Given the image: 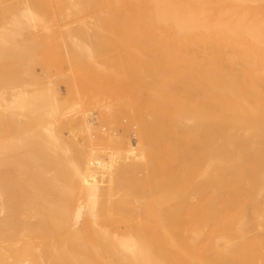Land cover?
I'll use <instances>...</instances> for the list:
<instances>
[{
	"label": "bare ground",
	"instance_id": "6f19581e",
	"mask_svg": "<svg viewBox=\"0 0 264 264\" xmlns=\"http://www.w3.org/2000/svg\"><path fill=\"white\" fill-rule=\"evenodd\" d=\"M74 1L68 64L83 82L134 80L132 104L100 102L128 128L106 130L102 109L97 125L73 87L32 89V45L7 41L0 264H264V0Z\"/></svg>",
	"mask_w": 264,
	"mask_h": 264
},
{
	"label": "rangeland",
	"instance_id": "374dc122",
	"mask_svg": "<svg viewBox=\"0 0 264 264\" xmlns=\"http://www.w3.org/2000/svg\"><path fill=\"white\" fill-rule=\"evenodd\" d=\"M68 1V0H67ZM67 1L66 0H62V2H61V0L59 1V0H46V3H44V1L43 0H39V2H38V4H40V5H42V4H44V5H42L41 6V8H39L38 9V7L37 6H35V5H38V4H30V6L28 5V7H29V9L27 8V10H26V1L25 0H7V3L4 5V7H3V10H0V54H7V51H8V48H7V41H9L10 43H11V41L10 40H12V37L13 36H15V37H17V38H15L13 41H15V42H13V43H18V44H20L22 47H24L25 46V48H27L26 50H28L29 49V47L31 46V48L28 50L29 52H30V54H29V52L28 51H26V53L25 54H23L21 57H24V59H28V61H30L31 62V65L32 64H35V65H37V66H35V65H32V67L30 68V66H29V69L33 72V76L32 77H34L33 79H32V77L30 78V79H32V81H28V82H30L29 84H31L30 85V87L32 88V85H33V88L32 89H34V87L36 86V89H37V86L39 85L40 86V84L42 83V81H45V83H46V80H47V84H48V82H49V84H50V88L51 89H53L52 88V86H54V88L56 89L57 87V89L55 90V89H53V90H55V91H58L59 90V92L63 95V97L65 96H67V95H69V92H70V89H71V94H72V96L75 98V99H79V96H80V98H82V101H83V98L84 99H86V100H84V102L82 103L83 104V107L84 106H86V105H88L89 103H91L90 105H88V106H86V107H84L83 109L84 110H87V112L89 113V112H91V114H92V116H94L96 119H95V121H96V123H97V125H99L100 127H102V120H100V118H102L101 117V113L103 112H101V109L102 110H104V114H107V115H105L106 116V121H105V123L106 122H108L107 124H105V127H106V125H107V128H105L106 130H108L109 129V123H111L112 125H114L115 127H114V129H112V131L113 130H116V132L115 131H113V133L114 134H117V135H120V134H122L123 133V129H122V126H123V123H124V128L125 129H127L128 128V125L126 124L127 123V115L126 114H120L121 112L119 111H117V112H115V115H114V113H111L110 114V111L107 109V108H104L103 106H100L101 104H100V102L101 103H110L113 99V93L114 92H117V103L118 104H120V103H133L134 102V98H135V91H134V80L131 78L130 80H123V81H121V82H114V81H112V80H110V79H106V80H104L105 82V84L104 83H94V82H91V81H88V82H83V80H82V76H81V73H82V71L79 69V71H78V68H75V67H71L70 66V64H68L69 62H68V59H67V56H66V52H65V50H64V46H63V44L62 43H60V41L62 42V40H64V39H68V34L70 35V30H72V26H74L76 23V19L80 16L79 14L80 13H78V15L79 16H77V12L75 13V1L73 0L72 1V5H70L71 4V0H70V4H69V1H68V3H67ZM42 2V3H41ZM58 2V3H57ZM65 2V3H64ZM73 3H74V6H73ZM47 4V5H46ZM39 5V6H40ZM71 6H72V8H73V12H70V11H72V8H71ZM34 8V10L33 9H31V8ZM36 8H37V10H36ZM46 8V11H44V9ZM71 8V9H70ZM42 11H41V10ZM49 9V10H48ZM23 11H24V13H23ZM26 11H27V16H26ZM28 11H29V13H28ZM49 11V12H48ZM65 11V12H64ZM33 12H35V13H33ZM44 12H46V13H44ZM53 12V13H52ZM32 14L33 13V15H35V17L39 20H37V24H35L33 27H30L29 28V26H28V20L25 18V17H27L28 18V14ZM63 13V14H62ZM68 13V14H67ZM51 14V15H50ZM59 14V15H58ZM72 14H75V15H73L72 16ZM84 14L85 13H82V15L84 16ZM25 17H24V16ZM40 15V16H39ZM61 15V16H60ZM81 15V16H82ZM24 18H23V17ZM59 16H60V18H59ZM65 16H66V18H65ZM75 16L77 17V18H75ZM80 16V17H81ZM79 17V19L78 20H80V19H82V18H84V17H86V14H85V16L84 17ZM39 17V18H38ZM43 17V18H42ZM49 17V18H48ZM51 17V18H50ZM57 17V18H56ZM73 17V18H72ZM48 18V19H47ZM62 18H65V19H62ZM75 18V19H74ZM68 19V20H67ZM17 20H18V22L20 23V24H18L17 23ZM19 20H21V21H19ZM43 20H44V22H43ZM62 20H64L63 22H60V21H62ZM23 21V22H22ZM56 23H55V22ZM75 21V22H74ZM24 22H25V24H24ZM39 22V23H38ZM74 22V23H73ZM17 23V24H16ZM44 23H48V25L50 24V28H47V27H44L45 26V24ZM18 25V26H15V25ZM73 24V25H72ZM21 25V26H20ZM24 27H23V26ZM67 25V26H66ZM70 25V26H69ZM28 27V28H27ZM39 27H40V29H39ZM68 27H72V28H68ZM22 28V29H21ZM36 28V29H35ZM38 28V29H37ZM19 29H20V31H19ZM25 31H24V30ZM60 29H61V31H60ZM68 29V30H67ZM70 31V32H66V31ZM49 31V32H48ZM19 33V34H13V33ZM46 32H48V33H46ZM13 34V35H12ZM28 34V35H27ZM35 34H36V36H35ZM43 34V35H42ZM45 34V35H44ZM50 36H49V35ZM18 35V36H17ZM19 35H21V36H19ZM30 35H31V37H30ZM47 35V36H46ZM65 35V36H64ZM68 36V37H67ZM37 37H39V38H37ZM48 37V38H47ZM51 37V38H50ZM65 37V38H64ZM34 38L36 39V40H34ZM26 39V40H25ZM57 40V41H59V43H54V42H50L49 43V46H51L52 47V50L50 49L49 51H47V50H45V49H47V47H46V42L47 41H49V40ZM31 40V41H30ZM34 40V41H33ZM42 40V42H40ZM23 43H22V42ZM24 41H26V44L24 45ZM33 41V42H32ZM37 41H39V42H37ZM44 41V42H43ZM21 42V43H20ZM41 43V44H40ZM29 44V45H28ZM34 44V45H33ZM37 44H40V46H42V47H39V45L37 46ZM44 44V45H43ZM28 46V47H27ZM33 46H37V48H38V50H37V48L36 47H33ZM55 46H58V48H56ZM33 47V48H32ZM61 48V50H60V48ZM44 48V49H43ZM63 48V49H62ZM39 49H41L40 51H39ZM35 52H34V51ZM63 50H64V52H63ZM32 51V52H31ZM34 53H35V56L37 55V54H39L38 56H36V57H38L37 58V60L36 59H34L35 57H33L34 56ZM41 53V54H40ZM110 54H112V52H109ZM27 54L28 55H30V57H28L27 56ZM33 54V55H32ZM61 54H62V56H61ZM24 55H26L27 57H25ZM43 55H44V57H43ZM64 55V56H63ZM2 56V55H1ZM49 56V57H48ZM21 57H20V59H21ZM63 57V58H62ZM40 58V59H39ZM45 58V59H44ZM19 58H18V61L19 62H21L22 63V61L21 60H24V59H21L20 60ZM30 59V60H29ZM51 59H53L52 61H51ZM67 61H66V60ZM33 60H35V61H33ZM42 60H43V62H42ZM26 61V62H25ZM27 60H24L23 61V65H28V62ZM50 61V62H49ZM41 64H40V63ZM44 64V66H45V64H49V63H51L52 64V68H50L49 69V72H48V70H45L46 68L44 67V70H43V64ZM68 64V65H67ZM22 65V67H20L18 70L20 71V73H21V71L22 70H24L25 69V67ZM25 65V66H26ZM38 65H39V67H38ZM55 66H57V67H55ZM59 66V67H58ZM27 67V66H26ZM36 67V68H35ZM40 67H41V71H40ZM63 68V69H61V68ZM34 68V69H33ZM69 70H68V69ZM70 68H72V69H70ZM58 71H57V70ZM60 69V70H59ZM35 70V71H34ZM64 70V71H63ZM9 71H10V73L12 74V71H14L15 72V70H12V69H9ZM47 71V72H46ZM57 71V72H56ZM43 74L42 75V77H40L41 76V73ZM60 72V73H59ZM68 72V73H67ZM71 72V73H70ZM73 72V73H72ZM36 73H38V74H40V76H38V74L36 75ZM45 73V74H44ZM46 73H48V74H46ZM77 73V74H76ZM57 74H58V76H57ZM74 74V75H73ZM47 75V76H46ZM61 75L62 76H64V77H61ZM70 75V76H69ZM72 75H73V77H72ZM37 78H36V77ZM39 77V78H38ZM46 79V80H45ZM55 79V80H54ZM62 79V80H61ZM75 79V80H74ZM72 80V81H71ZM74 80V81H73ZM40 81V84L38 83V82ZM51 81V82H50ZM61 81H62V83H61ZM33 82H36L35 84H32ZM58 82V83H57ZM65 82V83H64ZM69 82L71 83V84H69ZM78 82H79V84H78ZM81 82V83H80ZM114 82V83H113ZM127 82V83H126ZM45 83H43V84H45ZM53 83V84H52ZM59 83H61V84H59ZM92 83V84H91ZM125 83H126V85H125ZM133 83V84H132ZM18 84H19V82H18ZM20 87H22V84H23V82H20ZM46 84V85H47ZM59 86H58V85ZM62 84H64V85H62ZM76 84V85H75ZM85 84V85H84ZM101 84V85H100ZM103 84H104V86H103ZM113 84V85H112ZM124 84V85H123ZM131 84V85H130ZM46 85H44V87L46 86ZM52 85V86H51ZM72 85V86H71ZM84 85V87H85V89L87 90V91H89L88 92V94L86 93L87 91L84 89V90H82V91H80V88H81V86H83ZM88 85V86H87ZM92 85V86H91ZM106 85V86H105ZM49 86V85H48ZM109 86V87H108ZM122 86V87H121ZM132 86V87H131ZM104 87V88H103ZM125 87V88H124ZM31 88H29V89H31ZM47 88H49V87H47ZM76 88H77V90H78V92L76 91ZM88 88V89H87ZM94 88V89H93ZM98 88V89H97ZM100 88V89H99ZM116 88V89H115ZM45 89H46V87H45ZM67 89V90H66ZM110 89H112V90H110ZM47 90H49V89H46V91ZM92 90V91H91ZM95 92H97L96 94L94 93V91ZM119 90V91H118ZM67 91H68V93H67ZM72 91H74V92H72ZM80 91V92H79ZM86 91V92H85ZM109 93H108V92ZM128 92V93H126V92ZM132 91V92H131ZM111 92H112V94H111ZM123 92H124V94H123ZM118 93H120V94H118ZM93 94H95V95H93ZM99 94H101V95H99ZM106 94V95H105ZM78 95V96H77ZM87 96H89V97H87ZM99 96H101L102 97V99H101V97H99ZM121 96V97H120ZM86 97V98H85ZM109 97V98H108ZM120 97V98H119ZM125 97V98H124ZM89 98V99H88ZM93 98H94V100H93ZM105 98V99H104ZM87 99L88 100H90V101H88V104H87ZM98 99H100V100H98ZM107 99V101H105ZM110 99V100H109ZM121 99V100H120ZM99 102H98V101ZM133 100V101H132ZM86 101V102H85ZM94 101V102H93ZM95 101H97V102H95ZM110 101V102H109ZM116 102V101H115ZM120 102V103H119ZM86 103V104H85ZM96 103V104H95ZM99 104V105H98ZM99 107H97V106ZM125 105H127V104H125ZM89 106H92V107H90L89 108ZM88 107V108H87ZM86 108V109H85ZM99 109V111H97L98 109ZM89 109V110H88ZM91 109H92V111H91ZM107 111H108V113H107ZM125 111H126V109H125ZM100 112V113H99ZM94 113V114H93ZM95 113H96V115H95ZM109 116H111V117H109ZM115 116V117H114ZM108 117H109V119H108ZM114 118V119H113ZM108 119V120H107ZM117 119V120H116ZM120 119H124V120H120ZM98 120L101 122V123H99L98 122ZM113 121V122H112ZM117 121H119V123L120 124H118L117 123ZM104 122V121H103ZM115 123V124H114ZM121 123H122V125H121ZM103 127H104V124H103ZM132 129H133V127H132ZM130 130V132H129V137L130 138H132V139H134V133H133V130ZM119 132V133H118ZM105 159L107 158L106 156L104 157ZM60 255H63V250L60 252ZM61 264H70L67 260H64ZM81 264H86V260H85V263H81Z\"/></svg>",
	"mask_w": 264,
	"mask_h": 264
}]
</instances>
